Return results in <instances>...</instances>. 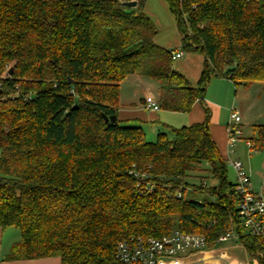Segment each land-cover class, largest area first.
<instances>
[{
  "label": "trees",
  "instance_id": "16d2710c",
  "mask_svg": "<svg viewBox=\"0 0 264 264\" xmlns=\"http://www.w3.org/2000/svg\"><path fill=\"white\" fill-rule=\"evenodd\" d=\"M128 1L0 0V228L21 233L4 259L122 264L121 241L180 230L203 233L208 250L234 231L264 264L210 109L202 123L162 125L156 141L117 112L130 75L157 80L160 110L178 113L204 101L213 76L264 82V0H167L181 47L205 56L196 87L174 68L175 49L155 42L147 0ZM254 130L252 149L264 150V124Z\"/></svg>",
  "mask_w": 264,
  "mask_h": 264
},
{
  "label": "rangeland",
  "instance_id": "374dc122",
  "mask_svg": "<svg viewBox=\"0 0 264 264\" xmlns=\"http://www.w3.org/2000/svg\"><path fill=\"white\" fill-rule=\"evenodd\" d=\"M144 12L147 13L156 24L158 32L155 37V42L162 46L167 47L168 49L183 50L184 56L182 58L176 59L174 61V68L178 71L180 69L185 70L188 65H193L192 59L197 58L192 54H202L199 51L196 52H187L181 47V38L182 34L180 32L177 19L175 15L171 12L167 0H147ZM186 18V17H185ZM187 33L189 32L186 28ZM203 55V54H202ZM204 56V55H203ZM145 79L151 80L157 86L154 88L155 95L159 94V82L154 79H150L148 77H144ZM234 85L229 84L228 81H224L221 79H212L210 80L209 90L206 95V100L210 98L214 101L215 104L221 105L220 108V121L222 124L229 126L231 122L230 117V109L231 107H235L236 109H240V115L242 118L241 128L243 133V138L241 142L236 144L235 152L230 153L229 158L227 160L228 164V179L229 181H235V172L232 166L230 165V161H241L247 170L249 176L251 177L252 186L254 188V192L258 194L264 193V150H254L251 149L247 140H250L255 136V125L264 124V82L259 79L253 80L250 84L245 85L241 84L238 87V90ZM226 99H224V95ZM214 112L218 109L214 105ZM212 108V109H213ZM211 109V108H210ZM218 113V112H217ZM159 114H168L167 116L171 117L169 119V125L175 128L184 127L186 122H184V115L176 112H159ZM162 130H166V128L162 127ZM151 137V136H150ZM157 136H154L152 140L148 138L150 141H156ZM207 173V172H206ZM206 173H202L199 175V178H189V182L201 184L202 179L201 176H206ZM195 176L196 174L193 173ZM205 182L208 186L216 185V181L211 178H205ZM202 197L201 194H195L193 197ZM242 228L245 234H248V228H246L241 222ZM20 232L19 229H11L7 235L10 237L11 231ZM13 231V232H14ZM20 234V233H19ZM196 234H198L196 232ZM200 234V233H199ZM203 234V233H202ZM201 234V235H202ZM15 239V238H14ZM10 243L12 239H9ZM9 241L6 243L8 244ZM217 251L225 252L226 255H229L226 259H221L222 264H244L247 263V260H250L248 254L245 255L243 249L241 248V242L237 237H231L228 241L217 244L212 249L206 250V248L197 254L194 255H182L181 259H198L195 264H206L210 259H202L209 252L210 254H215ZM189 256V257H188ZM216 257L217 254L213 255ZM212 257V258H213Z\"/></svg>",
  "mask_w": 264,
  "mask_h": 264
},
{
  "label": "crops",
  "instance_id": "0c3cea01",
  "mask_svg": "<svg viewBox=\"0 0 264 264\" xmlns=\"http://www.w3.org/2000/svg\"><path fill=\"white\" fill-rule=\"evenodd\" d=\"M192 55H195L197 57L195 59H192L193 65H188L185 70L180 69V71L178 70L177 71L183 74L189 80L192 86L196 87L199 83V80L202 76V73L205 67V56H203L202 54H192ZM212 79H221L224 81H228L229 84H232L234 85V87H236L232 81L226 78H220V77L213 76ZM156 86L157 85L154 84L151 80L145 79L143 76H138V75L128 76L121 84L120 100H119V106L117 108L118 118L122 122H126L131 125L141 126L144 129L147 138H150L151 140L152 138H154V136L158 135L160 130H162V127H163L162 125L164 124L169 125L168 122H169V119L171 118L167 116L168 114H165V115L159 114V112L161 111L163 113L168 112V111H165V110L153 111V110H149L146 108V98L148 96H151L156 101H158L159 94L155 95L154 93V88ZM236 88L238 90V87ZM208 90H209V87L207 89V92ZM207 92L205 94V98L203 102H197L189 113H179V114L184 115L185 117L184 122H186L187 124L185 126H188V125L204 122L206 119V109L211 108L210 109V113H211L210 131H211V134L214 140L217 143V146L222 156L226 160H228L229 158L228 156L230 153H233V154L236 153V152H230V148L228 144V126H226L225 124H222L220 121L221 105L215 104L214 101L211 100L210 98L206 100ZM226 96H227L226 94L223 96L224 99H226ZM214 105L218 109L216 112H214V108H213ZM238 111H240V109ZM171 112L172 111H169V113ZM241 140L239 142H241ZM247 141H250V140H247ZM251 185H252V182H251ZM11 229L13 228L5 229V230L0 228V264H61V259L58 257L27 259V260H13V261L5 260L4 257L6 256V254L9 253L13 244L19 241L21 238V233L15 232L14 230L11 231V234L9 237L8 233H10L9 231ZM15 229L18 230V228H15ZM9 239H12L11 243ZM7 241H9L8 244L6 243ZM241 248L243 249L244 254L245 255L248 254L250 258V260H247L246 261L247 263H244V264H249L252 260H254V258L250 255V253L247 251V249L245 248L242 242H241ZM215 254H217V256L213 257V255ZM215 254H210L209 252H207L205 256L199 259L200 260L210 259L209 262H207L206 264H222L221 259H226L229 256V255H226L227 253L219 252V251H217ZM184 259H186V257ZM184 259L179 258V259L173 260L172 264H195L196 261H199L198 259H188V260H184Z\"/></svg>",
  "mask_w": 264,
  "mask_h": 264
},
{
  "label": "built area",
  "instance_id": "2783aa9c",
  "mask_svg": "<svg viewBox=\"0 0 264 264\" xmlns=\"http://www.w3.org/2000/svg\"><path fill=\"white\" fill-rule=\"evenodd\" d=\"M173 59L182 58L183 50L172 52ZM146 108L159 111L158 101L153 97L146 98ZM231 122L228 126V144L230 152H235L236 144L243 138L241 128L240 112L232 107L230 109ZM252 149L253 143L247 141ZM235 172V191L238 196V217L248 233L264 240V193H255L251 178L241 161H230ZM240 238L234 231L219 238V242H226L231 237ZM207 246L204 235L186 233L180 230H173L170 234L161 238L134 239L121 241L117 245V259L122 264H172L173 260L181 258L182 255H194L202 252ZM251 255V254H250ZM257 255H261L258 253ZM252 256V255H251ZM249 264H259L254 257Z\"/></svg>",
  "mask_w": 264,
  "mask_h": 264
},
{
  "label": "water",
  "instance_id": "95a60500",
  "mask_svg": "<svg viewBox=\"0 0 264 264\" xmlns=\"http://www.w3.org/2000/svg\"><path fill=\"white\" fill-rule=\"evenodd\" d=\"M124 4L127 7H136L137 6V1H135V0L134 1H128V2H125ZM13 69H14V67H11L9 69V71H8L9 74H12ZM76 107H77V105H75V108ZM105 119H106V122H110V121L115 122L117 120V116L116 115H113V116H110V117L105 116Z\"/></svg>",
  "mask_w": 264,
  "mask_h": 264
}]
</instances>
